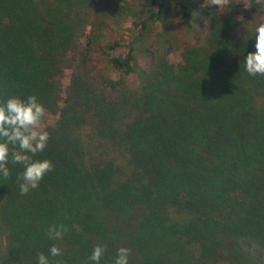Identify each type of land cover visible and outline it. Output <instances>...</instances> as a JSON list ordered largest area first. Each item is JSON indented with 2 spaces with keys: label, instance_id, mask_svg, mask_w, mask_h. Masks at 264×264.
Instances as JSON below:
<instances>
[{
  "label": "trees",
  "instance_id": "1",
  "mask_svg": "<svg viewBox=\"0 0 264 264\" xmlns=\"http://www.w3.org/2000/svg\"><path fill=\"white\" fill-rule=\"evenodd\" d=\"M237 1L220 11L237 5V18L199 22L173 66L150 50L140 63L137 37L104 44V22L88 23L95 0H0V99L35 95L58 118L33 157L54 165L36 189L20 194L11 157L0 175V264H92L95 245L100 264L120 247L129 264H264V75L244 63L264 4ZM150 2L140 34L171 9L197 24L189 0Z\"/></svg>",
  "mask_w": 264,
  "mask_h": 264
},
{
  "label": "clouds",
  "instance_id": "2",
  "mask_svg": "<svg viewBox=\"0 0 264 264\" xmlns=\"http://www.w3.org/2000/svg\"><path fill=\"white\" fill-rule=\"evenodd\" d=\"M255 4L262 5L264 0H255ZM209 5H216L217 8L228 7L229 0H210ZM255 33L256 50L248 53L244 59L245 70L252 76L264 75V23L256 27ZM4 95L6 89L0 91V96ZM46 114L45 106L38 102L35 95L26 98L11 95L0 99V175L9 177V157L12 163L23 165L24 171L17 177L21 195L36 189L54 167L50 160L33 159L36 154L46 149L50 139V133L43 126ZM73 228L79 230L76 225H73ZM68 231L69 228L63 224L51 225L47 235L50 239L61 240ZM105 251V246L95 245L88 260L92 264H100ZM49 253L52 257L63 254L61 248L56 245L50 247ZM130 255L131 249L120 247L114 264H129ZM38 264H50L48 256L38 253Z\"/></svg>",
  "mask_w": 264,
  "mask_h": 264
},
{
  "label": "rangeland",
  "instance_id": "3",
  "mask_svg": "<svg viewBox=\"0 0 264 264\" xmlns=\"http://www.w3.org/2000/svg\"><path fill=\"white\" fill-rule=\"evenodd\" d=\"M230 1H236L238 4L237 0H229L228 6H230ZM189 3L194 9L193 11L195 12L197 21V24L194 23L193 28L190 29L182 27L174 21V11L171 9L169 13L171 17L166 24L160 22L149 23L147 29L140 34L138 28H135L134 23L140 21L138 19V14L141 11L155 9V7L151 5L150 0H128L126 4L124 3L125 5L111 3L103 4L102 6L99 0H95L94 10L91 11L88 23L94 24L96 19H100L104 22V26L101 28L100 33V39L104 44L116 40L122 43V46L126 47L137 37L135 44H133L135 46V56L142 64L149 62V58L146 56L145 51L150 50L154 54L161 56L165 55L168 63L175 66L181 62V44L192 43L199 22L203 21L209 24V22H219V18L230 20L232 18H237L238 12L240 11L239 8H236V5L235 7L227 8L229 13H220L223 8H217L216 5H209L210 0H189ZM210 14L218 15L213 17ZM144 18H146V14H142L141 16V19ZM89 29L90 27L88 30ZM122 50H125V48ZM118 53H122V51ZM64 74V77L61 79L62 89L69 84L70 77L69 71L66 70ZM57 120V116L47 113L43 121L44 128L55 127Z\"/></svg>",
  "mask_w": 264,
  "mask_h": 264
}]
</instances>
